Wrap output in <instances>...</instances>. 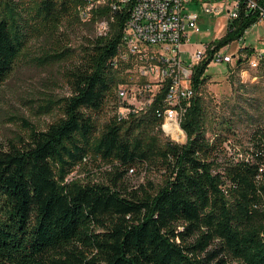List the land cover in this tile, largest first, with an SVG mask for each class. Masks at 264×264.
<instances>
[{
	"label": "trees",
	"instance_id": "obj_1",
	"mask_svg": "<svg viewBox=\"0 0 264 264\" xmlns=\"http://www.w3.org/2000/svg\"><path fill=\"white\" fill-rule=\"evenodd\" d=\"M85 3L0 0V85L35 40L32 59L64 65L70 91L46 99L41 113L57 117L45 129L24 120L0 146V264H264V127L234 156L224 122L209 138L199 93L214 53L257 17L230 20L194 66L195 96L182 102L187 140L178 144L161 128L167 84L147 109L117 112L99 126L109 106L128 105L117 89L137 61L123 39L129 12L102 5L85 16ZM103 21L109 30L100 35ZM71 31L81 34L78 47ZM237 90L242 99L244 85ZM245 118L253 125L252 115ZM91 161L110 168L105 180L69 181ZM139 166L161 183L129 187L126 175Z\"/></svg>",
	"mask_w": 264,
	"mask_h": 264
},
{
	"label": "rangeland",
	"instance_id": "obj_2",
	"mask_svg": "<svg viewBox=\"0 0 264 264\" xmlns=\"http://www.w3.org/2000/svg\"><path fill=\"white\" fill-rule=\"evenodd\" d=\"M234 0H189L185 6V12L197 14L200 17L201 32L192 33L184 42L180 53V58L184 64L192 62L193 54L197 49H209L214 47L222 36L227 33L229 28L228 11L232 10ZM210 8L211 13H206L205 9ZM69 42L73 48L80 45L81 34L73 31L68 33ZM43 44L45 42H42ZM35 40L29 50L16 66L10 77L0 85V146L4 147L15 132L22 131L23 121L31 122L40 129H45L52 123L57 115L41 113L42 106L47 98H62L70 95L69 87L65 82V66L62 64H43L40 61H34L39 55L40 46ZM247 49L240 52V48ZM224 53L231 55L238 54V60L232 63L211 61L206 69V81L200 90V96L203 98L206 107V129L209 138H213L214 131L224 128V132L230 136L225 148L228 152H238V149L247 146V140L250 133L257 127H264V64L256 66L248 64L249 55L253 49L257 51L264 50V25H254L247 29L241 40H235L231 44L222 48ZM154 49H149L153 51ZM254 51V50H253ZM252 51V52H253ZM206 55L207 52L204 50ZM239 59L244 60L240 67H237ZM242 71H246L244 74ZM123 82L119 85V90L129 91L126 99H120L119 102H129L137 108L145 105V95L143 98L138 92L141 87L150 83L151 89L157 94L161 80L152 76H142L140 65L128 69L122 74ZM244 85L246 90L242 99L237 97V89ZM119 108L111 105L107 113L98 121L101 127L106 118L117 115ZM258 111L260 114H258ZM246 114L253 116V125H250ZM258 115V118L256 117ZM230 125V130H227ZM221 127V128H222ZM170 139V138H169ZM176 142L174 139H170ZM187 140V139H186ZM87 170H77L69 177L81 179L84 182H100L105 180V171L110 170L107 165H102L98 170L96 162H89ZM150 181L153 184L161 183L160 174H155L143 168L135 167L126 175L125 182L129 187L138 186Z\"/></svg>",
	"mask_w": 264,
	"mask_h": 264
},
{
	"label": "built area",
	"instance_id": "obj_3",
	"mask_svg": "<svg viewBox=\"0 0 264 264\" xmlns=\"http://www.w3.org/2000/svg\"><path fill=\"white\" fill-rule=\"evenodd\" d=\"M188 1L86 0L83 8L85 16L91 10V6L108 5L113 11L126 9L129 12L123 38L126 46L132 55H134L133 47L145 48V57H135L137 64L140 65V73L142 76L150 75L161 80L159 91L166 84L168 85L164 102L166 109L173 110L174 114H177V103L191 102L195 96V90L191 83L194 66L203 60L206 55L204 50L207 52L206 47L197 49L193 54L192 62L187 65L180 58L182 46L190 35V31L192 33L201 32L200 17L197 14L185 12ZM212 11H217V9H205L206 13ZM243 12L257 17L254 25H264V0H234L232 10L228 11V15L230 20L233 21L240 18ZM97 30L100 35H105L109 30V23L103 21L102 28H97ZM149 49L154 50L149 51ZM222 50L214 53L212 61L232 63L234 56L238 55L224 53ZM240 52H243V47L240 48ZM248 55L249 64L258 66L264 64V50H256L254 54ZM242 73L246 74L243 71ZM138 92L147 93L145 95V105L137 108L134 104L128 102L127 106L120 107L118 110L121 117L130 112L136 113L147 109L157 95L151 89L150 83H147L144 88L142 86ZM128 93L127 90H119V96L123 99L131 96ZM167 101H175V108H167ZM181 123L182 120H180V139H174L178 144H184L187 139ZM165 127L167 126H163L162 123L161 128L164 134Z\"/></svg>",
	"mask_w": 264,
	"mask_h": 264
},
{
	"label": "bare ground",
	"instance_id": "obj_4",
	"mask_svg": "<svg viewBox=\"0 0 264 264\" xmlns=\"http://www.w3.org/2000/svg\"><path fill=\"white\" fill-rule=\"evenodd\" d=\"M245 49L247 48L243 47V50ZM253 50L256 51V49H253ZM252 51L250 53L254 54V51L253 52ZM133 54L136 57H145V48L133 47ZM237 60H238V55L234 56L233 61H237ZM140 96L143 98V92H140ZM167 104H168V108H175V101H167ZM184 112H185V109L182 106V102L177 103V114H174V111L171 109H167L165 111V115H164L165 120H164L163 126H167L165 127V135H167L169 138L180 139V120H182V116Z\"/></svg>",
	"mask_w": 264,
	"mask_h": 264
}]
</instances>
